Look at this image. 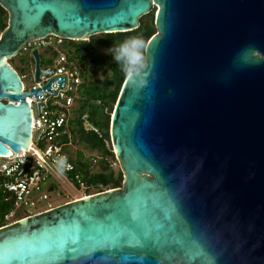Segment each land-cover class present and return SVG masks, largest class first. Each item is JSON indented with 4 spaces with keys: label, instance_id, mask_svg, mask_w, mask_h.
Returning a JSON list of instances; mask_svg holds the SVG:
<instances>
[{
    "label": "water",
    "instance_id": "water-1",
    "mask_svg": "<svg viewBox=\"0 0 264 264\" xmlns=\"http://www.w3.org/2000/svg\"><path fill=\"white\" fill-rule=\"evenodd\" d=\"M0 4V154L31 143L25 97L65 81L23 91L7 59L25 41L55 33L82 48L158 4L140 82L125 78L111 116L122 185L0 226V264H264V0ZM32 55L41 80L52 69Z\"/></svg>",
    "mask_w": 264,
    "mask_h": 264
},
{
    "label": "built area",
    "instance_id": "built-area-1",
    "mask_svg": "<svg viewBox=\"0 0 264 264\" xmlns=\"http://www.w3.org/2000/svg\"><path fill=\"white\" fill-rule=\"evenodd\" d=\"M79 39L49 33L45 36L28 39L20 47L15 55H32L33 49H43L44 59H49L47 64H40L42 69H52L51 73L42 72L41 80L34 77V68L18 72L21 76L22 90L42 87V85L54 76L65 77L64 84L59 86L58 81L51 82L54 93L42 88L43 95L36 97L33 94L25 98L32 110V140L27 148L15 154H0V191L5 199L12 200L13 206L6 214V219H18L14 217L17 210L27 205L36 206L39 199H45L48 194L42 192L43 184L51 169H57L55 160L60 155H66L70 168L64 173L75 168L70 154V147L75 146L71 130L70 119L77 106L79 88L83 81L80 66L71 59L69 54L73 48V42ZM41 59H42V54ZM83 126L86 129H96L82 116ZM101 156L92 153L89 157L92 166L97 165ZM111 166L118 168L119 160L111 161ZM81 186L88 189L83 183ZM42 192V194H41ZM34 193H39V198L33 199ZM48 204L46 208L52 207ZM44 208V209H46ZM43 210V209H42ZM41 211V210H39ZM38 212V211H36ZM35 213V212H34ZM31 214V212H29ZM28 215L27 213L25 216Z\"/></svg>",
    "mask_w": 264,
    "mask_h": 264
},
{
    "label": "trees",
    "instance_id": "trees-1",
    "mask_svg": "<svg viewBox=\"0 0 264 264\" xmlns=\"http://www.w3.org/2000/svg\"><path fill=\"white\" fill-rule=\"evenodd\" d=\"M7 20L8 11L0 4V32L6 27ZM156 31L155 12L152 8L148 13L140 17V25L138 27L127 31L102 32L98 34L97 39L102 45L111 47L118 45L128 37L139 36L143 39L146 46L149 38ZM80 42H73L74 49L70 51V58L74 59L78 66L81 63H90L103 68L104 75L102 78H86V72L80 67L83 81L79 88L77 106L70 119L73 142L74 144L82 143L91 149L97 150L101 157L94 167L90 164L83 150L77 149L76 155H71L75 168L65 174L77 186H81V183H83L90 192L93 189L98 191L119 187L123 183L124 176L120 167L114 168L111 166V161L115 159V152L111 145L110 123L114 104L127 76L123 72L120 63L115 62L111 55L94 54L93 39L90 38L85 41L82 48L80 47ZM143 52L145 53V48ZM49 62V59L42 57V65ZM83 115H86L89 124L96 129H86L83 126ZM13 204V201H7L3 192L0 191V226L7 223L6 214ZM24 216L25 214H20L17 218Z\"/></svg>",
    "mask_w": 264,
    "mask_h": 264
},
{
    "label": "rangeland",
    "instance_id": "rangeland-1",
    "mask_svg": "<svg viewBox=\"0 0 264 264\" xmlns=\"http://www.w3.org/2000/svg\"><path fill=\"white\" fill-rule=\"evenodd\" d=\"M154 9V12L156 13L158 9V4H154L152 6ZM98 34H92L89 35V39L94 40V54H99V55H111L110 53H107L105 49L110 48L102 45L98 41ZM82 41V40H78ZM40 54H42V57L44 58L45 52L43 49H40ZM145 54V53H144ZM145 56V55H144ZM8 62L18 71L21 72L23 68L26 70H30L31 68L33 69L34 67V58L30 55H25V56H13L11 58L7 59ZM104 75L103 68L94 66V65H89L87 67V71L85 74L86 78L90 79H95V78H102ZM117 101V100H116ZM116 104V103H115ZM114 104V107H115ZM114 110V108H113ZM113 113V112H112ZM77 149L83 150L84 154L86 157L89 159L90 155L92 153L98 154L97 150L91 149L87 147L86 145H83L82 143H76L75 146L70 147L69 151L72 156H75V152ZM99 155V154H98ZM96 165H94L95 167ZM120 167V166H119ZM54 186L53 188L51 186ZM42 192H45L48 194V197L45 199H39L37 202L36 206L32 205H27L24 206L23 208L17 210V213L14 215V217H17L20 214H26V213H34L36 211L42 210L50 205H57L81 196L85 195V189L82 186H77L64 172L61 174L57 171V169L52 168L51 172L47 174L46 180L44 181L43 184V190ZM41 192V194H42ZM97 192V189H93L90 193H95ZM40 194L39 193H34L33 199L39 198ZM16 219H10L7 220V223L12 222Z\"/></svg>",
    "mask_w": 264,
    "mask_h": 264
},
{
    "label": "clouds",
    "instance_id": "clouds-1",
    "mask_svg": "<svg viewBox=\"0 0 264 264\" xmlns=\"http://www.w3.org/2000/svg\"><path fill=\"white\" fill-rule=\"evenodd\" d=\"M144 41L139 36H131L126 38L118 45H113L110 48L105 49L107 53H110L115 62L120 63L123 72L130 79H136L139 83V76L144 69ZM57 171L63 173L66 168H70L68 164L67 156L60 155L55 160Z\"/></svg>",
    "mask_w": 264,
    "mask_h": 264
},
{
    "label": "flooded vegetation",
    "instance_id": "flooded-vegetation-1",
    "mask_svg": "<svg viewBox=\"0 0 264 264\" xmlns=\"http://www.w3.org/2000/svg\"><path fill=\"white\" fill-rule=\"evenodd\" d=\"M34 66H35V62H34V64H33ZM84 65H85V70H84V72H86L87 71V67L90 65V63H84ZM103 190H105V189H103ZM103 190H98L97 192H99V191H103ZM91 192V191H90ZM89 191H88V189H86L85 190V194H88V193H90Z\"/></svg>",
    "mask_w": 264,
    "mask_h": 264
},
{
    "label": "crops",
    "instance_id": "crops-1",
    "mask_svg": "<svg viewBox=\"0 0 264 264\" xmlns=\"http://www.w3.org/2000/svg\"><path fill=\"white\" fill-rule=\"evenodd\" d=\"M51 187L53 188L54 186L52 185Z\"/></svg>",
    "mask_w": 264,
    "mask_h": 264
}]
</instances>
